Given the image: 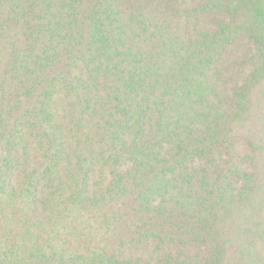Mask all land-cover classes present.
<instances>
[{
	"label": "trees",
	"instance_id": "1",
	"mask_svg": "<svg viewBox=\"0 0 264 264\" xmlns=\"http://www.w3.org/2000/svg\"><path fill=\"white\" fill-rule=\"evenodd\" d=\"M0 264H264V0H0Z\"/></svg>",
	"mask_w": 264,
	"mask_h": 264
}]
</instances>
